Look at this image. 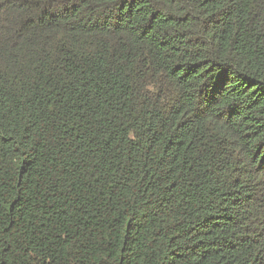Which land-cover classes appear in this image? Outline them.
<instances>
[{
  "label": "trees",
  "instance_id": "16d2710c",
  "mask_svg": "<svg viewBox=\"0 0 264 264\" xmlns=\"http://www.w3.org/2000/svg\"><path fill=\"white\" fill-rule=\"evenodd\" d=\"M0 264H264V0H0Z\"/></svg>",
  "mask_w": 264,
  "mask_h": 264
}]
</instances>
